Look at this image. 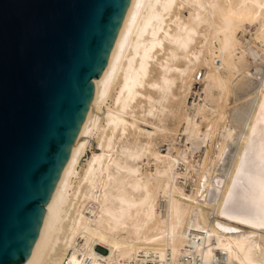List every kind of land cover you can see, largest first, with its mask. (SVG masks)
<instances>
[{
    "label": "bare ground",
    "instance_id": "obj_1",
    "mask_svg": "<svg viewBox=\"0 0 264 264\" xmlns=\"http://www.w3.org/2000/svg\"><path fill=\"white\" fill-rule=\"evenodd\" d=\"M227 2L135 1L31 264H264V72L237 56L246 23L259 24L264 45V0ZM178 82L189 104L171 102ZM212 88L217 111L207 104ZM140 114L158 119V147L136 131ZM91 135L101 153L79 176ZM148 153L166 162L155 181L138 163Z\"/></svg>",
    "mask_w": 264,
    "mask_h": 264
},
{
    "label": "water",
    "instance_id": "obj_2",
    "mask_svg": "<svg viewBox=\"0 0 264 264\" xmlns=\"http://www.w3.org/2000/svg\"><path fill=\"white\" fill-rule=\"evenodd\" d=\"M136 0H0V264L40 248Z\"/></svg>",
    "mask_w": 264,
    "mask_h": 264
},
{
    "label": "rangeland",
    "instance_id": "obj_3",
    "mask_svg": "<svg viewBox=\"0 0 264 264\" xmlns=\"http://www.w3.org/2000/svg\"><path fill=\"white\" fill-rule=\"evenodd\" d=\"M224 1H225V4H228V2H227L228 0H224ZM182 11L184 12L185 15H188L187 9H183ZM257 29H259L258 23H254V24L246 23L245 28L243 29L241 27V30H239L237 32V37L239 38V40L241 42L240 49L237 51V53L239 55H237V56L238 57H241L242 55L244 56L243 61H245L247 63L249 71L251 73H255L256 71L264 72V45H262L260 43V41L258 39H256L257 38L256 35L259 34V33H257L258 32ZM197 38H198V36H197ZM198 39L200 40V38H198ZM198 39H197V43H195L194 47L200 48L201 45L198 44V42H199ZM249 51L257 52L260 56L259 59L254 61V59L248 55ZM162 54H160V56H162ZM218 61H219V59L217 60V66H220L221 62L220 61L218 62ZM200 67L202 69H207V67L202 66V65ZM201 72H202V70H200V73L197 76L198 82H200ZM198 82H195L193 84V88L200 87V85H198ZM180 86H181L180 82H178V84L176 86H174V93H175V95H177L178 98L177 97L174 98L171 102L175 103L179 99L185 100V98L188 97V100L187 101L185 100V101L187 104H189V96L187 93L183 94V90H179V89H181ZM209 96L210 97H208L207 104L209 105L210 108H215V111H217V109H218V102H217L218 90L212 88L211 91L209 92ZM142 100H145V98L143 97ZM136 110H137L136 112H139V111L142 112V110H139V109H136ZM137 117H139V118H137ZM134 118H136L138 120L137 124L139 126V129H136V131L137 132L142 131L141 133L143 135L140 136L141 139L143 141L153 140L157 144L156 146L158 147L159 142L162 141L161 140L162 136L158 135L154 132H156V129L157 130H160V129H159V126H155L154 124L150 123V122H153V123L157 124L158 119H156V118L154 119L151 116H149L148 118H144V115H141V114H140V116L136 115ZM147 133H151L152 137H147L146 136ZM130 136H132V137H130ZM130 136H129L130 139L135 138L134 135H130ZM131 140H133V139H131ZM163 150H164V148L161 149V151H163ZM99 153H101V148H99L97 137L91 135L89 138L88 146L86 148V152H85V154H84V156H83V158L79 164V168H78L79 176L82 174L83 168L86 167L88 160L93 156V154H99ZM163 154H165V153H163ZM150 155L151 154L148 153L147 156L144 157L143 159L139 160L138 163H139L140 168H142L143 172L149 176L151 181H155L156 180V175H155L156 168L157 167H160V168L164 167L166 165V162H165V160L154 159ZM191 158L199 160V158H197L196 154H193L191 156ZM184 167H185L184 165H180L179 171L180 172L184 171V169H185ZM189 177H190V179L188 178V183H187L188 186L184 185L185 192L188 195L196 192V188H197L196 183L199 180V178L201 177V172L199 171V169L197 167L193 168L192 170H190ZM253 241H254V239H253ZM97 253L103 254V255H108V250H105L103 248L98 247Z\"/></svg>",
    "mask_w": 264,
    "mask_h": 264
},
{
    "label": "built area",
    "instance_id": "obj_4",
    "mask_svg": "<svg viewBox=\"0 0 264 264\" xmlns=\"http://www.w3.org/2000/svg\"><path fill=\"white\" fill-rule=\"evenodd\" d=\"M154 257V256H153ZM201 261V258L199 256V258L197 259V262L199 263ZM150 262H153V261H150Z\"/></svg>",
    "mask_w": 264,
    "mask_h": 264
}]
</instances>
